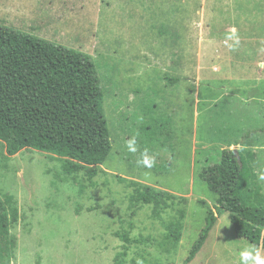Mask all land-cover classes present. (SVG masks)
Wrapping results in <instances>:
<instances>
[{"label":"rangeland","instance_id":"rangeland-1","mask_svg":"<svg viewBox=\"0 0 264 264\" xmlns=\"http://www.w3.org/2000/svg\"><path fill=\"white\" fill-rule=\"evenodd\" d=\"M0 24L92 56L113 143L91 176L33 148L10 155L0 140V264H183L219 198L200 174L225 149L256 153L264 193V0H0ZM145 155L151 168L137 163ZM138 183L177 197L142 204ZM231 215L190 264H244L251 248L264 259Z\"/></svg>","mask_w":264,"mask_h":264},{"label":"trees","instance_id":"trees-1","mask_svg":"<svg viewBox=\"0 0 264 264\" xmlns=\"http://www.w3.org/2000/svg\"><path fill=\"white\" fill-rule=\"evenodd\" d=\"M104 103L97 65L90 54L0 24V140L8 154L33 148L68 158V172L87 166L89 174L96 176L113 150ZM240 156L241 161L234 150L225 149L220 162L201 172L219 198L183 264L195 259L218 216L226 211L232 213L238 237L264 245V193L253 165L256 153L240 151ZM138 184V201L156 209H165L177 197ZM3 213L0 205L1 228L6 225ZM185 217L180 209L170 219L168 251L180 241Z\"/></svg>","mask_w":264,"mask_h":264},{"label":"clouds","instance_id":"clouds-1","mask_svg":"<svg viewBox=\"0 0 264 264\" xmlns=\"http://www.w3.org/2000/svg\"><path fill=\"white\" fill-rule=\"evenodd\" d=\"M228 39H232L235 41V44L238 45L240 42V38L237 35V30L235 28L232 29L231 34L228 36ZM230 47H234L230 46ZM128 148L130 151L135 152V138L132 140H129L128 142ZM138 164H142L144 167L151 168L153 164L155 163L154 158H149L147 155L144 156V158L137 162ZM259 179L261 181H264V174L260 175ZM253 252L256 254L253 256ZM242 259L244 261V264H249V261L254 262V264H264V259H261L259 251L255 248H251L249 250H245L241 253Z\"/></svg>","mask_w":264,"mask_h":264},{"label":"crops","instance_id":"crops-1","mask_svg":"<svg viewBox=\"0 0 264 264\" xmlns=\"http://www.w3.org/2000/svg\"><path fill=\"white\" fill-rule=\"evenodd\" d=\"M9 25V24H8ZM257 100L256 102H258L259 104V107L262 109V112H263V107H264V95H261V96H257Z\"/></svg>","mask_w":264,"mask_h":264},{"label":"water","instance_id":"water-1","mask_svg":"<svg viewBox=\"0 0 264 264\" xmlns=\"http://www.w3.org/2000/svg\"><path fill=\"white\" fill-rule=\"evenodd\" d=\"M233 150H234L235 155H236V157L238 158V160L241 161V156H240V151H239V149H238V148H235V149H233Z\"/></svg>","mask_w":264,"mask_h":264}]
</instances>
